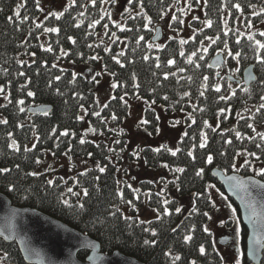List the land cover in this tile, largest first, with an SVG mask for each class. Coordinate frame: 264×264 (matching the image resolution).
I'll list each match as a JSON object with an SVG mask.
<instances>
[{
    "label": "trees",
    "instance_id": "1",
    "mask_svg": "<svg viewBox=\"0 0 264 264\" xmlns=\"http://www.w3.org/2000/svg\"><path fill=\"white\" fill-rule=\"evenodd\" d=\"M189 1L190 5H197V0ZM174 2L143 0L141 8L140 0H131L121 20L113 22L110 11L115 2L111 0L107 4L95 0V6L91 0H76L74 7H69L68 3L67 11L64 9L59 19L50 14L42 20L43 12L37 0H0V87L4 88L0 97L7 96L0 114L8 121L0 123V168L11 169L8 173H0V193L7 195L15 206L38 209L88 235L100 243L106 254L120 252L145 264H173L172 256L175 255L181 257L176 264H190L193 260L196 264H225L213 244L212 235L203 231L209 220L203 213L209 214L213 208L208 186L213 183L220 186L213 175L215 169L232 172L230 165L240 151L257 153L260 160L251 156L248 160L264 164V141L257 135L261 133L258 128L264 126V109L256 111L264 103L261 100L264 64L258 63L256 57L258 54L264 57V50H258L255 45L256 40L264 42V36L260 35L264 29H254L264 21V0H205V16L193 21L198 29L192 38L184 44L173 39L162 48L155 47L160 45L152 42V28ZM237 3L242 11L233 7ZM17 9L19 18L15 16ZM227 9L230 11L228 18ZM81 12L84 15H80ZM241 15L244 17L240 24L238 17ZM147 17L151 18V24L147 23ZM182 19L183 15L177 14L178 22ZM97 20L100 23L92 27ZM209 20L211 27L206 23ZM47 28H58L59 32H46ZM128 28L132 30L127 31ZM250 35L254 40L248 39ZM140 36L144 40L138 44ZM208 36H219V40L213 44L205 39ZM69 37L76 41L75 44ZM148 44L154 47L149 48ZM48 48L51 51H47ZM229 50L233 54L227 59L231 74L223 76L210 66V60L217 53L224 55ZM193 51L197 55L191 58L199 68L187 63ZM237 52L240 56L235 76L232 73L237 60L233 56ZM145 55L149 57L147 60L143 59ZM93 56L97 59H91ZM113 56L120 59L124 67L117 64ZM170 59L175 60L174 65L167 64ZM80 65L89 71L101 69L119 85L106 103L99 102L95 79L76 69ZM249 65H255L257 81L247 87L242 72ZM165 73L168 79H164ZM205 76L207 81L203 79ZM230 76L236 80L234 89L230 87ZM216 86L220 87L219 92L215 91ZM245 88L249 91L245 92ZM29 91L35 93L34 97L27 95ZM202 91L203 96L200 95ZM221 96L230 98L221 100ZM139 98L151 105H161L169 114L183 110L191 116L186 129L188 135L179 142L180 151L175 156L171 154L174 150L169 151L168 147L159 148V152L146 147L142 155L151 168L167 164L168 172L176 178L171 184L177 185L181 197L192 196L193 204L185 209L179 200L153 190L149 204L158 216L143 223L137 217L126 216L118 208L122 203L136 202L128 185L123 187V194L120 193L118 167L128 147L129 134L124 126L129 115L128 100ZM19 100H24V104L20 105ZM41 104L50 105L51 112L37 115L28 112L30 107ZM145 114L149 121L146 125L155 134L159 124L157 114L150 107ZM113 115L116 119H112ZM250 123L256 132L247 126ZM65 131L69 133L67 136L62 135ZM237 132L241 133L240 138ZM201 133L207 136L205 148L198 147ZM82 139L83 144L80 143ZM13 140L19 151L12 147ZM228 140L231 144L226 143ZM257 144H261V148H257ZM193 145H197L194 151ZM189 151H193L195 160L188 156ZM48 153L55 159H90L96 165L76 173L68 181L59 175L51 178V169L39 171ZM207 155L213 156L211 164L206 163ZM100 167L105 168L103 173ZM177 167L184 172H174ZM201 168L204 169L202 177L196 175ZM33 172L39 175H29ZM240 173L250 175L251 167H242ZM256 176L264 181V177ZM48 180H52L53 185H48ZM10 186H15V191H9ZM69 188L79 195L69 193ZM83 189L88 190L87 196L83 195ZM65 199L73 206L64 205ZM137 199L140 203L141 196ZM80 203L83 209L78 207ZM165 207L171 215L164 214ZM176 208L181 211L176 213ZM193 227L195 230L190 233L193 239L185 243L183 238ZM145 229L155 230L157 235ZM246 237L247 231L242 228L244 248ZM145 240L156 243L145 245ZM201 245L206 250L204 255L199 253ZM169 252L171 256L167 255ZM87 256L88 253L81 252L78 258L85 261ZM0 257L3 258L0 264H27L16 243L1 239ZM242 264L252 263L243 255ZM261 264H264V256Z\"/></svg>",
    "mask_w": 264,
    "mask_h": 264
},
{
    "label": "rangeland",
    "instance_id": "2",
    "mask_svg": "<svg viewBox=\"0 0 264 264\" xmlns=\"http://www.w3.org/2000/svg\"><path fill=\"white\" fill-rule=\"evenodd\" d=\"M131 0H115L114 8L111 9L112 20H121V15L126 11V6ZM69 0H39L40 8L43 12L41 20L50 15L51 13H60L68 5ZM197 5H190L189 0H175V2L169 8L168 13L152 28V34L154 35L156 27L160 26L163 29V38L156 44L163 46L165 43L173 40H187L192 38L195 31L198 29L194 20L204 18V4L205 0H197ZM107 7H105L106 9ZM184 9V11H180ZM226 17L230 15V11L227 9ZM177 14L183 15V23H179L178 20H173L172 17H177ZM243 15L238 17L239 23H242ZM254 29H264V21L254 26ZM114 39V37H112ZM221 54V53H219ZM223 54V53H222ZM217 55V54H216ZM215 55V56H216ZM225 65L221 68H217L218 72L227 76L230 73L227 63L228 56L224 52ZM213 58V57H211ZM211 61V60H210ZM86 67V66H85ZM84 66H76V69L84 73L86 77L95 79V91L101 104L106 103L113 94V80L110 75L102 71L91 70L89 71ZM235 72L238 68V63L234 64ZM99 73V75H97ZM236 76V75H235ZM230 87L236 88V83L232 82ZM4 97H0V107L6 104ZM129 115L125 120V129L128 131L129 140L126 153L123 155V159L118 167V182L120 185V193L123 194V187L128 185L134 192V198L136 202L130 204L122 203L118 208L124 212L126 216L137 217L140 221L148 222L158 216L155 209L149 204V197L152 191H156L159 194L166 193L170 198L179 200L180 206L185 209H189L193 204L192 196L181 197L178 194L177 185H172L176 178L168 172V168L161 166V168L154 169L147 165L142 155V150L146 147L159 149L161 147H168L171 150L176 151L179 148V142L184 136L191 119L188 111H177L174 113H167L161 105L148 104L146 100L129 99ZM152 108L155 110L158 119L159 131L154 134L150 131L146 124L141 125V120H147L146 109ZM0 119L2 116L0 114ZM258 131L264 132V126L258 128ZM242 155H237L235 163L239 171L234 173H240L243 167L244 161L248 156L246 151H240ZM114 160V159H113ZM115 162V161H114ZM75 164V165H74ZM95 161L90 159H69L67 157L61 159H55L50 153L47 154V159L43 161L39 171L47 172L52 170L50 174L51 178L59 175L64 180L68 181L71 176H75L76 173L85 170L88 167H94ZM252 165L256 169L264 167V164L258 161L252 160ZM250 175L256 176L257 174L252 170ZM248 175V176H250ZM244 176V175H243ZM246 177V176H245ZM215 187L208 186V192L212 202H215L216 208H212L209 212V216L212 218L208 220L207 227L213 238V244L223 258L225 264H236L239 259L243 261V255L245 248L242 242V224L240 221L239 211L235 203L228 198L227 201L221 199L220 193L224 192L223 188L213 183ZM141 196L140 203L137 199ZM227 196V195H226ZM228 197V196H227ZM231 205V208L228 207ZM231 209H235V216L232 214ZM239 218V224L234 221ZM229 238V242L221 244L220 239Z\"/></svg>",
    "mask_w": 264,
    "mask_h": 264
},
{
    "label": "water",
    "instance_id": "3",
    "mask_svg": "<svg viewBox=\"0 0 264 264\" xmlns=\"http://www.w3.org/2000/svg\"><path fill=\"white\" fill-rule=\"evenodd\" d=\"M163 38V29L158 26L152 42ZM225 65L223 54L214 56L210 66L214 69ZM255 77L249 80V75ZM235 82V78H229ZM243 83L248 87L257 81L255 65L245 67ZM241 80H237L240 83ZM50 105H37L28 109L32 115L50 113ZM213 175L224 192L236 205L242 227L247 231L245 257L252 264H261L264 256V181L255 176L243 177L239 173H226L215 169ZM236 177L232 180L231 177ZM242 182V183H238ZM0 232L11 236L6 243H16L27 264H145L120 252L106 254L101 245L88 235L72 228L44 212L30 207H18L9 197L0 193ZM229 238L220 239L221 244ZM81 252L88 253L85 261L78 258Z\"/></svg>",
    "mask_w": 264,
    "mask_h": 264
},
{
    "label": "snow or ice",
    "instance_id": "4",
    "mask_svg": "<svg viewBox=\"0 0 264 264\" xmlns=\"http://www.w3.org/2000/svg\"><path fill=\"white\" fill-rule=\"evenodd\" d=\"M91 2H92V4H93V6H95V0H91ZM103 2H104L105 4H107V3H109V0H103ZM111 2L114 3L115 0H111ZM38 3H39V0H37V4H38ZM75 3H76V0H69V7H74V6H75ZM140 7L143 8V0H140ZM233 7L236 8L237 10L242 11V9H241V5L238 4V3H237V4H234ZM65 10L67 11V9H65ZM180 11H184V9H180ZM104 14L110 16V13L105 12ZM51 15H53V16H55L57 19H59L61 16L64 15V13H63V12H60V13H51ZM80 15H84V13L81 12ZM15 16H16L17 18L20 17L19 9H17V10L15 11ZM131 18H132V19H135V17H131ZM8 19L11 21V20H12V17H9ZM172 19H173V20H176L177 17H172ZM99 23H100V21L97 20V21H95V22L93 23V25H91V26L94 27L95 24H99ZM147 23H148V24H151V23H152V20H151L150 17H147ZM179 23L182 24V23H183V20H179ZM206 23H207L208 27H211V26H212V22H211L210 20H209V21H206ZM76 26L79 27L80 25L77 24ZM37 27H40V25H37ZM104 27L107 28V24H105ZM117 27H121V26H120V25H117ZM121 30L123 31V30H125V28L121 27ZM126 30H127V31H131L132 29L128 28V29H126ZM45 31H46V32H59V29H58V28H47V29H45ZM225 35H227V33H225ZM260 35H261V36H264V32H261ZM113 36H115V33H113ZM117 39H119V38H117ZM193 39H195V37H193ZM205 39H207V40L211 41V43L215 44L216 41L219 40V36H216L215 38H213V37H211V36H208V37H205ZM248 39H249V40H254V36L250 35V36L248 37ZM69 40H71L73 44H75V42H76L72 37H69ZM143 40H144V37H143V36H140V37H138V39H137V43L139 44V42H140V41H143ZM180 43H181V44H184V43H186V41L181 40ZM237 43H239V40H237ZM255 45H256V47H257L258 50H264V42H261V41H259V40H256V41H255ZM89 47H91V45H89ZM148 47H149V48H152V47H154V45H152V44H148ZM155 47L162 48V46H158V45L155 46ZM224 47H225V49H227L228 46H227L226 43H225ZM46 50H47V51H51V48H48V49H46ZM105 51H109V49L105 48ZM203 51L206 52V51H207V48H204ZM123 54H124V53L121 52V55H123ZM33 55H34V54H33ZM180 55H181V56H184V53L181 52ZM196 55H197V53H196L195 51H193V52L191 53V56L187 59V63L190 64V65H193V64H194L196 68H199L200 65H199L198 63H195V61L191 58V57H195ZM217 55H219V53H217ZM227 55L232 56L233 54H232L231 51L229 50V51L227 52ZM239 56H240V53H238V52L233 56V58L237 60V63H239ZM148 58H149V57H148L147 55H145V56L143 57L144 60H147ZM91 59H97V57L93 56V57H91ZM113 59H114L115 62H116L117 64H119L121 67H124V65L121 63L120 59H118L116 56H113ZM156 59H157V61H158V60H159V57H157ZM200 59H203V56H201ZM256 59H257V62H258V63L264 64V57H261V56H259V54H258L257 57H256ZM167 64H168V65H174V64H175V60H174V59H170V60L167 61ZM156 67L159 68V67H160V64L157 63V64H156ZM179 71L183 72L184 69H180ZM21 75H23V73H21ZM97 75H99V73H97ZM57 79H59V77H57ZM164 79H168V74H167V73H165V75H164ZM188 79L191 80V77H188ZM203 79H204L205 81H207V80H208V77L205 76ZM254 79H255V77L252 76V75L250 74V75H249V80H254ZM261 83L264 84V81H262ZM118 86H119V85H118L117 83H113V85H112L113 88H116V87H118ZM137 87H138V85H137ZM204 87L206 88L207 86L205 85ZM220 90H221V89H220L219 86H216V87H215V91L219 92ZM243 90H244L245 92H248V91H249V89H247V88H245V89H243ZM2 92H4V88H3V87H0V93H2ZM27 95L30 96V97H34L35 93H33L32 91H29V92L27 93ZM185 95H190V94H189V93H186ZM200 95L203 96V95H204V92L202 91V92L200 93ZM232 95H235V92H233ZM228 98H230V97H225V96H221V97H220L221 100H226V99H228ZM5 99H7V96L5 97ZM113 99H115V97H113ZM121 99H123V97H121ZM164 99H167V97H164ZM261 100L264 101V96H261ZM18 103H19L20 105H23V104H24V100H19ZM105 107H107V105H105ZM260 109H264V103H261V104L259 105V108L256 109V111L259 112ZM201 110H202V109H201ZM20 111L23 112L24 109H23V108H20ZM223 111H224V110L222 109L221 112H223ZM249 111H250V110H249ZM96 115H99V113H96ZM242 118H243V117H242ZM254 118H255V117H249L248 119H254ZM112 119H116V116L113 115V116H112ZM157 119H159V118L157 117ZM194 122H195V121H193V123H194ZM0 123L7 124L8 121H7V119H0ZM148 123H149V121H147V120H141V121H140V124H141V125H143V124H148ZM205 124L207 125V121H205ZM247 126H248L249 128H251L253 132H256L255 127H254L251 123L248 124ZM209 127H210V125H209ZM92 131H95V129H93ZM156 131L158 132L159 129L157 128ZM68 134H69V133H68L67 131H65V132L62 133V135H65V136H67ZM184 135L187 136L188 133L185 132ZM257 135L260 137L261 141H264V132L257 133ZM236 136H237V138H240L241 133L237 132V133H236ZM193 139H194V138H193ZM249 139H254V137H249ZM84 142H85V141H84L83 139L80 141L81 144H83ZM231 142H232L231 140L226 141V143H229V144H231ZM206 146H207V136H206L204 133H201V140H200V143H199L198 147H199V148H205ZM12 147H13L15 150L19 151V148H18V146H17L15 140L12 141ZM196 147H197V145H193V151L195 150ZM256 147H257V148H261V144H257ZM28 150L31 151V149H28ZM154 151L159 152L160 149H154ZM169 151H171V150L169 149ZM179 151H180V149L177 148L176 151H171V154H172L173 156H175V155L177 154V152H179ZM193 151H189L187 154H188V156L192 157L193 160H195V156L193 155ZM89 155H91V154H89ZM236 155H242V153H236ZM246 155H247V156L254 157L256 160H260V156L257 155V153H255V152H247ZM212 162H213V156H212V155H207V156H206V163L211 164ZM37 163H39V160H37ZM17 167H19V166L17 165ZM163 167L167 168L168 165H167V164H164ZM230 167H231V169L234 170V171H239V169H238V167H237V165H236L235 162H233V163L230 165ZM243 167H251L252 170H253L257 175H260L261 177H264V167H262V168H260V169H256L255 167H253V165H252V161H251V160H247V159H246V160L244 161ZM10 171H11V169H9V168H0V173H8V172H10ZM99 171H100L101 173H103V172L105 171V168L100 167V168H99ZM174 172L183 173V172H184V169H183V168H179V167H177V168L174 169ZM85 174H86V173H85ZM203 174H204V169H203V168L199 169V170L196 172V175H197V176H201V177H202ZM29 175L37 176V175H39V174L33 172V173H29ZM97 179H99V177H97ZM231 179H232V180H236V177L233 176V177H231ZM53 183H54V182H53L52 180H48V181H47V184H48V185H53ZM238 183H242V182H238ZM209 187H215V186H214V185H209ZM9 191H15V186H10V187H9ZM67 191H68L69 193H72L73 195H79V193H75V192H73V190H72L71 188H69ZM83 195H84V196H87V195H88V190H87V189H83ZM220 196H221V199H222V200H224V201H227V200H228V197H227L226 195H224V193L221 192V193H220ZM25 198H27V197H25ZM62 202H63L64 205H66V206H68V207H72V206H73V205L70 204L69 201L66 200V199L63 200ZM128 203H131V201H128ZM167 203H168V201L165 200V201H164V204L167 205ZM211 206H212L213 208H216V204H215V202H211ZM78 207H79L80 209H83V208H84V205H83L82 203H80V204L78 205ZM228 207L231 208V205H228ZM163 211H164V214H165V215H171V212L168 210L167 207H165ZM180 211H181L180 208H176V209H175V212H176V213H179ZM193 211H197V210H196V209H193ZM231 211H232V214L235 216L236 210H235V209H231ZM114 214H115V213H113V215H114ZM203 215L206 216V217H208V219H211V218H212L211 216H209L208 212H204ZM126 219H127V218H126ZM141 223H143V221H141ZM234 223H236V224L238 225V224H239V218H237V219L234 221ZM145 230H146V231H151V234H152L153 236L157 235V233H156L155 230H151V229H145ZM194 230H195V229H194V227H193L192 229L189 230V234H187V235L184 236L183 239H184V242H185V243H188V242H190V241L193 239V237H192V235H191L190 233H191L192 231H194ZM175 231H176V229H173V232H175ZM203 231H204L205 233H208L209 235H211L210 230H209L208 227L205 226V227L203 228ZM0 236H3L4 240L12 239L11 236L4 235L3 232H0ZM155 243H156L155 241H149V240H145V241H144V244H145V245H149V244H151V245L154 246ZM199 253H200L201 255H204V254L206 253L205 247H204L203 245H201V246L199 247ZM4 255H5V257H6L7 254L5 253ZM167 255H170V256H171V252L167 253ZM0 259H3V258L0 257ZM180 259H181V257H180L179 255L172 256L173 264H176V261H179ZM221 259H223V258H221ZM190 264H196V261L193 260V261L190 262ZM236 264H242V261L238 259V260L236 261Z\"/></svg>",
    "mask_w": 264,
    "mask_h": 264
}]
</instances>
